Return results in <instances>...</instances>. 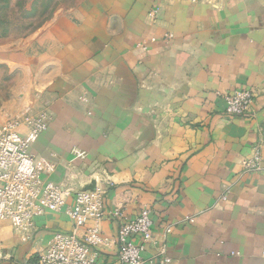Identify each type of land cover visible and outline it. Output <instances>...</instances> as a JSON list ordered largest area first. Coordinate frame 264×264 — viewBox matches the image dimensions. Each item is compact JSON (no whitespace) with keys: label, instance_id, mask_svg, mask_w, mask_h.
<instances>
[{"label":"crops","instance_id":"crops-1","mask_svg":"<svg viewBox=\"0 0 264 264\" xmlns=\"http://www.w3.org/2000/svg\"><path fill=\"white\" fill-rule=\"evenodd\" d=\"M56 10L28 31L0 18V65L28 84L24 106L49 115L32 146L41 179L69 190L66 206L35 218L31 240L0 222V264H39L56 233L73 231L75 192L96 186L107 241L92 249L98 264H118L120 227L144 209L154 236L145 264H164L162 243L169 264H264V0ZM244 88L255 92L252 117L226 109V94ZM257 146L253 170L244 161Z\"/></svg>","mask_w":264,"mask_h":264},{"label":"built area","instance_id":"built-area-1","mask_svg":"<svg viewBox=\"0 0 264 264\" xmlns=\"http://www.w3.org/2000/svg\"><path fill=\"white\" fill-rule=\"evenodd\" d=\"M225 100L229 114L255 115L253 90L237 89L226 94ZM0 114L5 115L0 119V222H10L18 236L28 241L34 235L35 218L47 210L58 211L66 206L69 190L55 182L44 183L43 167L32 153L33 144L48 126V113L39 114L30 108L21 114L6 113L0 107ZM23 127L27 128L26 132L21 131ZM260 146L256 147L252 158L244 161L247 168H261ZM74 152L77 157H86V151ZM104 193L99 186L75 192V203L67 209L73 231L56 233L38 252L39 264H98L92 249L102 248L107 243L100 228L106 215ZM152 225L147 209L123 221L118 237V264H145L142 254L146 244L153 241ZM170 231L168 228L166 233ZM160 249L164 264H169L166 244L162 243Z\"/></svg>","mask_w":264,"mask_h":264},{"label":"rangeland","instance_id":"rangeland-1","mask_svg":"<svg viewBox=\"0 0 264 264\" xmlns=\"http://www.w3.org/2000/svg\"><path fill=\"white\" fill-rule=\"evenodd\" d=\"M75 1L77 0H0V18L4 19L8 31L17 27L23 31H28V29L43 25L60 13V10H56L58 6ZM13 72L12 67L0 65V107L3 108L4 112L21 114L28 108L39 114L47 112L44 109L37 111L31 105L24 106L30 104L31 91L28 84L20 83L17 74ZM4 118L5 115H0V119ZM21 131L26 132L27 128L23 127Z\"/></svg>","mask_w":264,"mask_h":264}]
</instances>
